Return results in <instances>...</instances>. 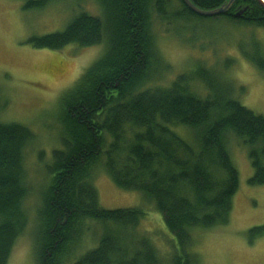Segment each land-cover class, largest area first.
Masks as SVG:
<instances>
[{
	"label": "trees",
	"instance_id": "obj_1",
	"mask_svg": "<svg viewBox=\"0 0 264 264\" xmlns=\"http://www.w3.org/2000/svg\"><path fill=\"white\" fill-rule=\"evenodd\" d=\"M50 1L25 0L24 7L38 8ZM101 1L104 20L81 11L64 29L27 39L35 47L51 49L69 43L104 47L59 98L60 146L53 147L46 165L49 179L40 207L43 228L33 241L35 260L37 264H160L147 238L126 242L119 235L143 218L142 208L99 205L92 178L101 167L116 185L140 191L153 203L175 244L170 264H196L197 255L190 251L194 233L225 226L230 220L238 187L231 137L248 148L253 169L248 182L264 184V115L240 103L219 74L200 66L194 75L207 91L203 96L189 89L191 72L159 85L162 58L155 24L201 16L182 0ZM190 1L211 9L226 0ZM177 2L179 8L174 9ZM219 15L264 30V6L258 0H235L228 12ZM250 58L264 71V53L254 49ZM179 127L188 130L189 139L178 132ZM33 136L26 124L0 119V264L8 263L26 225L23 150ZM86 222L111 223L89 249L81 247V241L73 242ZM262 232L264 225L249 228L250 240Z\"/></svg>",
	"mask_w": 264,
	"mask_h": 264
},
{
	"label": "rangeland",
	"instance_id": "obj_2",
	"mask_svg": "<svg viewBox=\"0 0 264 264\" xmlns=\"http://www.w3.org/2000/svg\"><path fill=\"white\" fill-rule=\"evenodd\" d=\"M24 3L25 0H0V119L24 123L34 135L23 150L26 225L7 264H37L33 241L43 228L40 207L49 179L46 165L53 147L60 146L59 98L104 50L103 44L69 43L51 49L35 47L27 41L32 35L64 29L81 11L104 20L106 10L101 0H53L38 8H25ZM177 8L178 2L174 5ZM183 17L154 26L162 58L159 85H168L179 73L191 72L192 79L187 75L189 89L203 96L207 91L194 75L200 66L204 71L219 74L240 103L264 115V71L250 58L254 49L263 55L264 30L234 23L223 15ZM178 132L186 139L191 136L181 127ZM229 148L238 171L229 223L196 231L190 251L197 255L196 264H264V232L254 235L252 240L248 233L249 228L264 225V184L248 182L253 169L247 146L231 137ZM98 169L100 172L93 175L92 183L101 207H140L146 212L135 226L116 233L125 237L126 242L147 238L160 264H170L175 244L153 203L140 191L116 185L101 167L95 170ZM110 224L86 222L82 235L73 242L81 241L84 249L92 248Z\"/></svg>",
	"mask_w": 264,
	"mask_h": 264
},
{
	"label": "water",
	"instance_id": "obj_3",
	"mask_svg": "<svg viewBox=\"0 0 264 264\" xmlns=\"http://www.w3.org/2000/svg\"><path fill=\"white\" fill-rule=\"evenodd\" d=\"M184 4L194 13L201 15V16H211V15H218L224 14L228 12L234 0H226L221 5L211 8V9H202L194 5L190 0H182ZM259 2L264 6V1L259 0ZM243 10V9H242ZM240 10L239 12H241Z\"/></svg>",
	"mask_w": 264,
	"mask_h": 264
},
{
	"label": "bare ground",
	"instance_id": "obj_4",
	"mask_svg": "<svg viewBox=\"0 0 264 264\" xmlns=\"http://www.w3.org/2000/svg\"><path fill=\"white\" fill-rule=\"evenodd\" d=\"M235 1V0H234ZM264 1V0H263ZM258 2H259V0H258ZM260 3V2H259ZM233 4V3H232ZM261 4V3H260ZM262 5V4H261ZM232 6V5H231ZM263 6V5H262ZM219 15V14H218ZM211 16H213V15H211ZM94 17V16H93ZM159 35V34H158ZM187 86V85H186ZM15 128V127H14ZM255 148V147H254ZM222 178V177H221ZM185 214V213H184ZM128 220V219H127ZM9 248V247H8ZM144 248V247H143ZM38 254V253H37ZM262 254V253H261ZM30 261V260H29Z\"/></svg>",
	"mask_w": 264,
	"mask_h": 264
}]
</instances>
